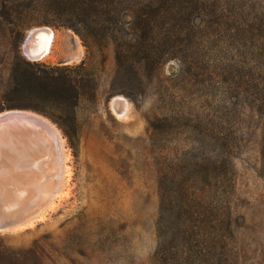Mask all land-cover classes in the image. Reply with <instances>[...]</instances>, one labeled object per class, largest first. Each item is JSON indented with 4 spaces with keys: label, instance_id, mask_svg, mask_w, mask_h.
<instances>
[{
    "label": "trees",
    "instance_id": "16d2710c",
    "mask_svg": "<svg viewBox=\"0 0 264 264\" xmlns=\"http://www.w3.org/2000/svg\"><path fill=\"white\" fill-rule=\"evenodd\" d=\"M256 5L250 0H0V18L11 28L15 50L0 111L45 115L61 129L74 155L77 109L82 99L95 101L92 65L96 59L103 65L109 45L115 60L109 95L138 100L144 85L137 66L151 75L170 60L178 61V82L206 90L203 101L170 92L150 121L159 198L154 264H238L230 207L238 138L229 112L211 108L214 93L207 85L212 83L215 93L225 87L235 101L245 94L260 115L259 173L264 177V42L255 44L263 36ZM34 25L72 30L86 48L85 58L77 63L23 58L18 42ZM228 44L247 45L240 53L245 60L226 61L220 53Z\"/></svg>",
    "mask_w": 264,
    "mask_h": 264
},
{
    "label": "rangeland",
    "instance_id": "374dc122",
    "mask_svg": "<svg viewBox=\"0 0 264 264\" xmlns=\"http://www.w3.org/2000/svg\"><path fill=\"white\" fill-rule=\"evenodd\" d=\"M250 1L259 4L254 11L261 17L258 24L263 36L257 38L258 45L264 42V0ZM48 26L54 30L55 40L47 56L32 59L24 51V44L32 41L29 29L33 26L22 33L18 54L44 62L77 63L85 58L86 48L72 30ZM247 47L237 49L228 44L220 54L230 63L245 60L240 53ZM104 54L102 66L98 59L92 65L97 77L95 101L82 99L77 109L80 133L76 155L58 125L47 117L60 131L68 154L69 176L66 182L59 180L63 182L59 191L66 193L35 224L0 231V264H154L159 198L150 121L160 111L162 97L170 92L203 101L206 90L178 82V61L170 60L151 75H146L142 65L137 66L144 85L138 100L109 95L115 70L113 47L109 45ZM14 58L11 28L0 18V99L10 84ZM208 61L213 66L218 63L213 58ZM228 81L225 85L231 89ZM207 87L208 93H214L211 108L229 112L238 138V154L233 159L235 189L230 198L238 264H264V177L259 173L262 119L244 99L245 94L236 95L235 101L225 87L220 86L218 93L212 83ZM193 104L198 107L200 102ZM6 110L0 111V118L20 116L4 113ZM42 131L40 138L49 136L44 128Z\"/></svg>",
    "mask_w": 264,
    "mask_h": 264
},
{
    "label": "water",
    "instance_id": "95a60500",
    "mask_svg": "<svg viewBox=\"0 0 264 264\" xmlns=\"http://www.w3.org/2000/svg\"><path fill=\"white\" fill-rule=\"evenodd\" d=\"M38 28L51 27L37 25L31 27L29 31ZM29 58L36 59L34 56ZM7 112L20 114V116L15 117L13 121L0 120V124L2 122L12 123L10 126L6 125L7 128L0 126V133L11 134L15 141L34 139L42 135V123L35 117L45 118L52 123L43 114L30 109L4 111V113ZM1 143L3 141H0ZM63 147L65 149V146ZM0 148V231L26 229L31 224L40 221L42 211L47 207L56 191L60 190L59 176L61 172L59 169L58 172L56 171L52 185L43 186L38 196L36 193H32L29 182L34 177L35 172L27 171L28 168H25L24 164H19V160L17 161L18 155L8 154L9 145ZM18 158L20 157L18 156Z\"/></svg>",
    "mask_w": 264,
    "mask_h": 264
},
{
    "label": "bare ground",
    "instance_id": "6f19581e",
    "mask_svg": "<svg viewBox=\"0 0 264 264\" xmlns=\"http://www.w3.org/2000/svg\"><path fill=\"white\" fill-rule=\"evenodd\" d=\"M31 38V43L27 42L24 44V51L30 56H34L36 59H42L47 56L54 44L55 32L52 28H38L36 30L29 31ZM42 123V128L46 130L44 138H34L27 140H17L12 138V135L9 133L3 134L0 133V141L3 143L0 144V147L10 146L8 149V154H16L17 161L19 164L25 165V168H28L27 171H34V177L29 181L32 193H36L39 196V192L42 187L47 185H52L54 180V175L58 169L61 172V181L66 182L69 176V166L66 164L68 159V154L64 149L63 138L61 137L60 131L50 123L47 119L42 117H35ZM4 121H13V119L0 118ZM12 125V123H1L0 126L7 128V126ZM44 132V134H45ZM1 149V148H0ZM1 153V150H0ZM4 153V152H3ZM53 174V175H52ZM58 178V179H59ZM59 179V180H60ZM61 182L60 185L63 183ZM65 191L57 190L54 197L47 204V207L42 211L40 219H43L46 214L47 209H52L56 206V199L62 198L65 194ZM64 197V196H63ZM60 200V199H59ZM32 225V224H31Z\"/></svg>",
    "mask_w": 264,
    "mask_h": 264
}]
</instances>
